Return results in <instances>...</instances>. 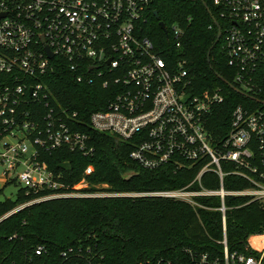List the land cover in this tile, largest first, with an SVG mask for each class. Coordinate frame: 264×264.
<instances>
[{"label": "built area", "instance_id": "built-area-1", "mask_svg": "<svg viewBox=\"0 0 264 264\" xmlns=\"http://www.w3.org/2000/svg\"><path fill=\"white\" fill-rule=\"evenodd\" d=\"M208 1L231 76L222 82L246 102L232 108L228 129L217 139L208 121L224 103L225 88L189 89L184 61L171 53L180 47L179 24H164L161 42L142 26L153 0H0V191L16 186V197H26L0 222L54 199L158 196L197 212L205 208L200 198L216 197L225 231V197L264 204V0ZM60 67L75 83L110 88L106 106L88 115L91 130L130 143L129 158L147 170L198 165L194 178L178 188L117 192L106 183H90L88 165L77 181L63 182L45 155L64 148L91 156L94 146L81 130L80 109L62 103L54 81L46 78ZM205 173L218 180L216 188L203 186ZM228 175L246 187L225 188ZM218 242L222 259L189 251L195 264H264V231L248 236V254L229 252L225 232ZM33 252L12 257L0 249V264H33L34 257L48 255L44 245ZM100 258L89 246L71 245L59 251L57 264H103L94 262Z\"/></svg>", "mask_w": 264, "mask_h": 264}, {"label": "trees", "instance_id": "trees-1", "mask_svg": "<svg viewBox=\"0 0 264 264\" xmlns=\"http://www.w3.org/2000/svg\"><path fill=\"white\" fill-rule=\"evenodd\" d=\"M150 9L142 26L154 41L166 39L159 21L176 22L183 30L179 49H172L171 53L184 61L191 81L189 89L198 91L218 84L224 86L226 99L214 108L208 121V129L215 139L224 136L232 108L246 102L244 96L230 89L216 75L231 80L220 45L215 42L217 27L211 15L216 17V10L208 0H153ZM46 78L54 81L62 103L80 109L84 121L81 130L94 146L91 156L64 148L45 155L49 166L62 173L63 182L77 181L88 165L93 168L86 176L90 183H106L110 190L117 192L178 188L196 175L198 165L187 164L181 169L171 165L144 169L129 158L130 143L88 127L89 113L106 106L110 88H103L99 82L94 85L75 83L64 67ZM127 171L138 174L125 180L123 175ZM202 184L216 188L218 180L205 173ZM246 185L234 175L224 179L227 189ZM25 200L22 195L15 199L0 198V217ZM245 200L225 197L223 231L221 212L216 209L220 201L216 197L200 198L205 208L197 212L183 201L158 196L54 199L27 206L3 219L0 249L5 256L19 257L25 250L34 256V247L44 245L48 255L34 257L33 264H57L59 251L71 245L89 246L102 256L94 262L103 264H145L158 260L163 264H195L189 251L193 256L205 253L210 259H222L223 246L218 241L225 232L229 252L248 254L245 249L248 236L264 231V204H243ZM14 233L16 236L8 239Z\"/></svg>", "mask_w": 264, "mask_h": 264}, {"label": "water", "instance_id": "water-1", "mask_svg": "<svg viewBox=\"0 0 264 264\" xmlns=\"http://www.w3.org/2000/svg\"><path fill=\"white\" fill-rule=\"evenodd\" d=\"M206 7V9H208V7L207 6H205ZM153 14L155 15V16H157V12L156 11H154L153 12ZM211 18H212V20H213V22H214V24L217 26V28H218V32H217V37H216V39H215V42L217 43V41H218V39H219V37H220V31H219V25H218V23H217V21L214 19V17L211 15ZM159 26H160V28L163 30L164 29V23L162 22V21H159ZM46 49H47V52H48V54H49V56L51 57L52 55H51V53L49 52V49L46 47ZM209 55H210V53H209V51H208V53H207V59H209ZM216 75H217V77L220 79V80H222L223 82H226L219 74H217L216 73ZM138 173L137 172H130V171H127L124 175H123V178L125 179V180H129L132 176H135V175H137Z\"/></svg>", "mask_w": 264, "mask_h": 264}, {"label": "rangeland", "instance_id": "rangeland-1", "mask_svg": "<svg viewBox=\"0 0 264 264\" xmlns=\"http://www.w3.org/2000/svg\"><path fill=\"white\" fill-rule=\"evenodd\" d=\"M16 186H5L1 191H0V198L3 199L5 197L15 199L16 197Z\"/></svg>", "mask_w": 264, "mask_h": 264}]
</instances>
